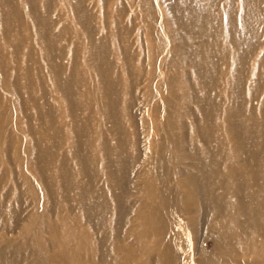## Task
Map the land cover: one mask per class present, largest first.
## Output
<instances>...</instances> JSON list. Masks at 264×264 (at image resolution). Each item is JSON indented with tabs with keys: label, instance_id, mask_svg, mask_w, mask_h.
<instances>
[{
	"label": "bare ground",
	"instance_id": "1",
	"mask_svg": "<svg viewBox=\"0 0 264 264\" xmlns=\"http://www.w3.org/2000/svg\"><path fill=\"white\" fill-rule=\"evenodd\" d=\"M126 1L2 0L0 264H264V0Z\"/></svg>",
	"mask_w": 264,
	"mask_h": 264
},
{
	"label": "rangeland",
	"instance_id": "2",
	"mask_svg": "<svg viewBox=\"0 0 264 264\" xmlns=\"http://www.w3.org/2000/svg\"><path fill=\"white\" fill-rule=\"evenodd\" d=\"M30 1L29 0H14V2H16L17 5H19V7L22 10V12H24L26 15H29L28 9L31 8V6L29 4ZM127 5L128 4H127L126 0H118V3L116 5V10H114L116 12V15L119 17V20L122 22L121 24H123V25H126L125 23H123V20H125V22H127V17L129 15V12L127 10ZM2 9H4V5H3L2 0H0V12H1ZM50 15H53V14H50ZM107 22L111 23V19L109 18L107 20ZM38 29H39L38 23L34 22V21H30L29 24H28V27L23 28L22 34L29 36V35H32L34 32H36ZM76 29H79L78 25L72 23V25L69 26V28L65 31V33L73 32ZM49 30L51 31V33H57V32H60L62 30V28H61L59 23H54V25H52L51 28L49 26ZM14 33H15V31L13 32V31H10L9 29H7V24L4 22V20H2L0 18V38H2L3 35H8L10 37H13L12 35ZM69 37H70V35H69ZM70 38L64 39V40H56V41H57V44H61V45H63V47L66 46V49L67 48L69 49L70 48V44H72L71 43L72 40H70ZM129 40H130L129 44H135L134 43V33H132L130 35ZM142 44H146V43L142 42ZM63 61H67V63H68V60H66L64 58H63ZM37 80H39L38 77H37ZM5 97H8V95L5 94ZM138 101H140V100H138ZM121 109H122V106H121ZM137 109H138L137 106H135V105L132 106V108H131L132 113L131 114H136L137 122L139 123V119L141 117V115L139 113H141V112H140V110H137ZM143 111H145V109H143ZM25 121L26 120L24 119V122H22V123L24 124ZM5 126H7V125L5 124L4 127ZM7 127L8 128L5 127L6 130L4 131L5 132V134H4L5 136H7V133H8L7 131L10 130L9 125ZM137 133H138V139L140 140V142H142L143 147H144L145 132L143 131V127H142V125L140 123L138 125ZM33 142H34V140L31 139V143L32 144H33ZM10 155H11V157H10ZM0 157L2 158L1 160L3 162H5L7 168L9 169L8 170V174H9L10 178L12 179L13 184H15L16 187H17V184H19L21 186L20 170H19L18 165H17V163L15 161V155L13 154V151L11 150V148L8 147V146L5 147V149L2 151V153H0ZM20 157L21 158H25V155H21ZM11 179H10V181H11ZM55 182H57V181H55ZM71 193H74V192H71ZM14 208H15V210H16V212L18 214H19V212H21V214H22V211L24 209H26V204H25L24 200L21 199L19 202L15 203L14 204ZM201 247H202V249H204L206 251L211 250V244H210V242L208 240H203V242L201 243Z\"/></svg>",
	"mask_w": 264,
	"mask_h": 264
}]
</instances>
